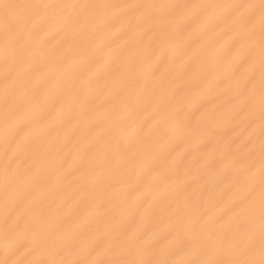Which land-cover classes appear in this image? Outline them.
Listing matches in <instances>:
<instances>
[{
	"label": "bare ground",
	"instance_id": "obj_1",
	"mask_svg": "<svg viewBox=\"0 0 264 264\" xmlns=\"http://www.w3.org/2000/svg\"><path fill=\"white\" fill-rule=\"evenodd\" d=\"M261 261L262 0H0V264Z\"/></svg>",
	"mask_w": 264,
	"mask_h": 264
},
{
	"label": "snow or ice",
	"instance_id": "obj_2",
	"mask_svg": "<svg viewBox=\"0 0 264 264\" xmlns=\"http://www.w3.org/2000/svg\"><path fill=\"white\" fill-rule=\"evenodd\" d=\"M262 7H264V0H262ZM261 264H264V261H261Z\"/></svg>",
	"mask_w": 264,
	"mask_h": 264
}]
</instances>
